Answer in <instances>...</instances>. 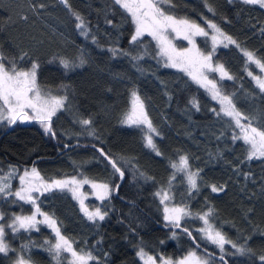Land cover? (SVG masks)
Instances as JSON below:
<instances>
[{"label": "trees", "instance_id": "16d2710c", "mask_svg": "<svg viewBox=\"0 0 264 264\" xmlns=\"http://www.w3.org/2000/svg\"><path fill=\"white\" fill-rule=\"evenodd\" d=\"M173 3L172 14L202 27L211 21L236 41L215 49L213 63L224 65L233 77L216 78L217 86L238 111L253 118L254 127L264 130V92L248 75L249 71L256 75L259 70L240 50L248 49L264 60V8L243 0ZM73 12L88 24L87 36L76 27ZM134 31L129 13L114 0H68L67 6L62 0H0V53L7 60H15L20 68L38 63L37 83L41 89L68 97L65 107L52 118L55 136L45 134L34 120L14 125L0 123V169H19L12 180L13 188L18 175L32 167L48 182L77 177L108 184L111 192L106 199L84 202L88 210L99 207L107 212L103 221L89 220L67 189H52L38 195L37 200L41 211L56 219L74 249L91 252L99 264H144L137 255L140 248L156 257L157 264L159 257L176 264L192 251L209 259V264H223L206 252L221 256L220 250L197 231L203 222L196 214L209 209L211 223L228 240L254 253L234 255L236 250L226 244L227 263L261 264L264 158L247 160L248 146L242 140H233L238 128L232 118L224 115L210 93L187 73L165 66L151 36L145 34L133 43ZM197 43L204 52L212 51L206 39L198 38ZM111 49H117V54ZM140 55L143 59H133ZM81 58L86 62L71 72L60 64L61 59L79 63ZM133 91L144 102L149 119L160 133L153 136L159 156L146 146L144 126L122 122L130 111ZM81 119L92 123L82 125ZM96 147L115 159L125 173L116 193L118 174ZM183 155L189 157L193 171L200 170L198 191L191 195L184 173L171 167ZM213 184L224 190L212 192ZM161 189L169 191L174 206H187L193 214L181 222V227L192 233L199 247L185 232L165 228L171 224L164 222L163 204L156 195ZM11 200H0V212L5 214L1 223L10 222L13 214L32 213L28 204H13ZM39 228V232L18 233L6 229L5 241L15 251L0 253V264H13L18 258L30 264H55L41 247L46 240L54 242V235L44 226ZM61 264H69V256L64 255Z\"/></svg>", "mask_w": 264, "mask_h": 264}, {"label": "snow or ice", "instance_id": "6c2138e0", "mask_svg": "<svg viewBox=\"0 0 264 264\" xmlns=\"http://www.w3.org/2000/svg\"><path fill=\"white\" fill-rule=\"evenodd\" d=\"M67 6L68 0H62ZM116 5H119L127 13L131 15L132 22L135 25V34L132 35L131 41L137 43L139 38L147 34L156 41L159 53L162 57L166 58V67L177 68L185 73L197 84L204 87L212 95V98L218 100L221 109L220 111L224 115L231 117L235 122L237 128L240 129L239 135H233V140H242L244 144L248 146L246 159L251 161L253 159L264 158V130H260L258 127L252 125L251 117L245 116L238 111L232 102V99L228 95L221 93L217 87V83L209 79L206 72H218L221 78L233 79V77L226 71L224 65H213L212 57L215 52V47L218 42V37H222L223 40H227L228 43L235 44L230 36H227L222 30L211 21L206 22V27L212 29L215 34L211 36L213 50L205 54L201 52L195 46L194 37L209 35L205 27L200 24L191 21L185 17H177L172 14L171 9L175 7L173 0H114ZM243 3L249 5H259L264 8V0H243ZM43 7V5H40ZM213 11L211 7L208 9ZM73 15L78 21L76 27L81 30V34L88 35V24L84 18L78 13L73 12ZM27 19V17H23ZM111 23V21H108ZM175 33V37L170 34ZM183 38L187 40L191 48H177L173 43V39ZM95 40V38H93ZM225 47L228 45L225 44ZM239 46V45H237ZM113 54H117V49H111ZM121 55H127V53L120 52ZM26 55V54H25ZM244 55L247 57V61L254 63L259 67L261 72H264V60L256 58L254 53L245 51ZM24 57H21L23 59ZM134 60L143 59V56H135ZM7 58L0 53V122H7L8 125H14L17 121H36L43 128L45 134H51L55 136V132L52 129V118L56 113L65 107L68 99L67 95L56 96L51 93L44 92L37 83V70L39 64L36 62L31 63V67L24 69L18 67L15 60H7ZM86 61L81 58L79 63L70 61L67 59H61L60 64L66 72H71L75 68L82 66ZM256 81L258 88L264 92V76H254L251 71L248 73ZM132 95V108L130 113L126 114L123 123H127L130 126H145L147 132L144 136L146 146L155 151L156 155H161L154 143L153 135L159 136L160 133L153 126L152 121L149 119L148 113L145 110V106L136 91L131 93ZM195 106V101H193ZM215 111V110H213ZM219 115V113H217ZM247 121V123H242ZM80 124L88 126L91 125L90 119H81ZM91 134V133H89ZM101 155L108 160L115 173L119 174L120 179H123L125 173L122 171L121 166H118L117 161L109 157L101 150ZM171 167L177 172L184 173V177L187 180L189 195L193 191H198L197 179L200 175V170L192 171L189 165V157L186 155L180 156L178 162H173ZM19 169L15 166H9L7 172H3L0 175V200L7 201L8 198H12L10 201L13 204L24 202L33 205L34 211L31 215H17L13 214L10 217V222L0 223V253L7 255L9 252L15 251L10 248L5 241L6 229H11L12 233H18L23 231H40L39 225H46L54 232V241L46 240L41 245L44 251H46L55 261V264H61L64 254H70L71 259L69 264H90L91 261H97L98 258L94 257L91 252H79L74 249L73 242L66 238L57 226V221L53 216L41 211L39 204H37L38 195H43L44 192H49L52 189H59L61 191L67 189L72 193L74 199H78L80 202L81 210L87 216V218L93 222L96 220L103 221L107 212L101 211L99 207L93 211H89L84 205V200L81 199L79 189L84 184H91V187L96 190L97 198L104 200L110 192L108 184H97L89 181L87 178L77 180L76 177L71 179H53L50 182L45 181L38 170L32 167L30 170L24 169L23 174L19 176V187L13 188L12 180L16 177ZM141 175H143L141 173ZM172 179H175L173 174ZM171 183V181L169 182ZM119 187L118 185L116 186ZM224 190L223 186L211 185L212 192H221ZM160 197V203L164 205V220L169 222L172 227L181 228V221L185 217H190L193 214L188 210L187 206H172L169 207L167 201L172 199L169 191L161 189L156 193ZM212 215V209L203 214H196V218L203 222V227L197 229L202 234V238L216 245L219 248L222 255L220 260L224 261V255L228 254L225 251V245L230 244L233 249L236 250L234 255L246 256L254 255L250 248L243 245H237L235 242L228 240L225 235L210 221ZM41 216L43 219H38ZM5 220V214L0 212V221ZM189 237H192V233L185 227L182 229ZM175 233H173V238ZM194 239V238H193ZM34 246V245H33ZM198 246V245H197ZM25 249L29 248V245L23 246ZM107 255V254H105ZM137 255L144 260V264H157V258L148 256L143 248H140ZM30 259V258H29ZM160 264H173L170 259L164 257L158 258ZM261 264H264V255L259 256ZM15 264H27L23 258H18ZM176 264H209V259L201 258L197 256L196 252H189Z\"/></svg>", "mask_w": 264, "mask_h": 264}, {"label": "rangeland", "instance_id": "374dc122", "mask_svg": "<svg viewBox=\"0 0 264 264\" xmlns=\"http://www.w3.org/2000/svg\"><path fill=\"white\" fill-rule=\"evenodd\" d=\"M130 15V14H129ZM130 17H131V15H130ZM132 19V18H131ZM134 27H135V25H134ZM205 28H206V31H208L209 32V35L207 36V37H205V36H196V37H194V41H195V46H196V48H198L201 52H204L203 50H201L199 47H198V43H197V39L198 38H204V39H206L207 41H209V43H210V45H211V50H213V44H212V39H211V36L213 35V34H215L214 33V31L212 30V29H208L207 27H206V25L204 26ZM134 34H135V31H134ZM133 34V35H134ZM172 37H175V33H171L170 34ZM218 41H223V42H218L217 44H216V47H215V49L217 48V47H221V46H224L225 44H229L228 43V41L227 40H223V38L222 37H218ZM173 43L176 45V47L177 48H191L192 47V45H190L189 43H188V41L187 40H184L183 38H175V39H173ZM241 51H242V53L244 54V52L245 51H249L248 49H245V48H242V49H240ZM249 52H251V51H249ZM205 54H207L208 52H204ZM245 56V55H244ZM246 57V56H245ZM247 58V57H246ZM163 59L165 60V62H166V58L165 57H163ZM217 63H213V65H216ZM31 67V66H30ZM29 67V68H30ZM258 67V66H257ZM258 70H259V73L258 74H256V75H254V76H264V72H261V70L259 69V67H258ZM206 75L208 76V78L209 79H212V80H214L216 83H217V80H216V78H221V76H220V74L218 73V72H211V71H209V72H206ZM218 87V86H217ZM209 92V91H208ZM210 93V92H209ZM210 95H211V93H210ZM212 96V95H211ZM215 100V99H214ZM217 103H218V105H219V108L221 109V105H220V103H219V101L218 100H215ZM144 103V102H143ZM131 108H132V105H131ZM131 108H130V111H131ZM130 111L128 112V113H130ZM0 123H7L6 121L5 122H0ZM145 127V126H144ZM145 130H146V132H147V129H146V127H145ZM240 134V129L238 128V130H237V135H239ZM154 136V135H153ZM31 169V168H30ZM30 169H28V170H30ZM192 170V169H191ZM193 171V170H192ZM23 174V171L21 172V174L20 175H22ZM20 175H18V177H17V179H16V186H15V188H18L19 187V176ZM72 177H70V178H63V179H71ZM76 179L77 180H82V179H80V178H77L76 177ZM95 183H97V184H105V183H102V182H95ZM110 192H111V189H110ZM109 192V193H110ZM79 194H80V197H81V199H83L84 200V202H85V200H87V199H91V198H95L97 201H101L100 199H98L97 198V195H96V190L95 189H93L92 187H91V184H84V185H82L81 187H80V189H79ZM36 195H38V194H36ZM108 197V196H107ZM106 197V198H107ZM105 198V199H106ZM78 200V199H77ZM79 201V200H78ZM20 203H22V204H24V205H27L28 203H24V202H20ZM166 203H168V205H169V207H172V206H174L170 201H167ZM29 205V207L30 208H32V212L35 210L34 209V207H33V205H31V204H28ZM163 209H164V205H163ZM93 210H95V208H93V209H89V211H93ZM164 212V211H163ZM32 214V213H31ZM30 214V215H31ZM38 219H43V217H41V216H38L37 217ZM188 217H185L184 219H187ZM184 219H182V221L184 220ZM181 221V222H182ZM164 222H166V223H168V224H170L169 222H167V221H165L164 220ZM0 223H1V221H0ZM39 226H44L46 229H49V230H51V232H52V234L55 236V234H54V232L52 231V229H50V228H48L46 225H43V224H41V225H39ZM203 239V238H202ZM203 240H205V239H203ZM207 241V240H206ZM55 242V241H54ZM208 242V241H207ZM210 243V242H209ZM219 249V248H218ZM194 252H196V251H194ZM196 254H197V256H199V257H201V258H205L204 256H202V255H200L199 253H197L196 252ZM65 256H69V260L71 259V257H70V254H64ZM17 261V260H16ZM15 261V262H16ZM15 262L13 263V264H15ZM28 264V263H27Z\"/></svg>", "mask_w": 264, "mask_h": 264}, {"label": "water", "instance_id": "95a60500", "mask_svg": "<svg viewBox=\"0 0 264 264\" xmlns=\"http://www.w3.org/2000/svg\"><path fill=\"white\" fill-rule=\"evenodd\" d=\"M69 146H71V145H66V148H68ZM96 149H97V151H99L100 153H101V148L100 147H96ZM118 174V173H117ZM118 177H119V174H118ZM122 180L123 179H120V177H119V181H118V183H117V185H119L121 182H122ZM116 185V186H117ZM115 186V188H114V193H116V191H117V187ZM165 228H167V229H173V230H178V231H182V232H184L182 229V227L181 228H175V227H172L171 225H169V226H165ZM187 234V233H186ZM188 235V234H187ZM191 240L193 241V243L195 244V246H197V244L195 243V241L192 239V237H191ZM197 247H199V246H197ZM208 254H211L212 256H213V258H215L216 260H219V261H221L220 260V255H214V254H212V253H209L208 251H206ZM222 262V261H221ZM223 264H228L227 263V261H226V259L224 258V261L222 262Z\"/></svg>", "mask_w": 264, "mask_h": 264}, {"label": "flooded vegetation", "instance_id": "af4514ba", "mask_svg": "<svg viewBox=\"0 0 264 264\" xmlns=\"http://www.w3.org/2000/svg\"><path fill=\"white\" fill-rule=\"evenodd\" d=\"M39 195V194H38ZM30 264V263H29Z\"/></svg>", "mask_w": 264, "mask_h": 264}]
</instances>
